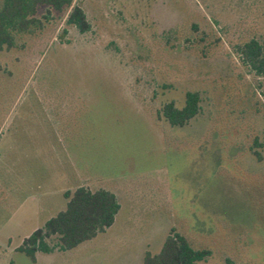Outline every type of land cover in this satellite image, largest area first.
Segmentation results:
<instances>
[{"label": "rangeland", "instance_id": "rangeland-1", "mask_svg": "<svg viewBox=\"0 0 264 264\" xmlns=\"http://www.w3.org/2000/svg\"><path fill=\"white\" fill-rule=\"evenodd\" d=\"M72 4L88 31L40 5L0 49V264H140L171 229L210 250L197 264H264V76L238 52L264 39V0ZM186 91L200 112L171 126L159 110ZM78 185L116 195L112 225L16 250Z\"/></svg>", "mask_w": 264, "mask_h": 264}, {"label": "trees", "instance_id": "trees-1", "mask_svg": "<svg viewBox=\"0 0 264 264\" xmlns=\"http://www.w3.org/2000/svg\"><path fill=\"white\" fill-rule=\"evenodd\" d=\"M73 0H2L0 5V49L14 45L15 35L31 30L38 22L35 17L38 6L45 5L56 11L70 9L66 23L75 26L79 32H86L90 23L83 9L73 5ZM240 59L255 75L264 76V39L251 38L238 49ZM198 91H186L183 105L177 107L173 101L165 102L159 115L171 126H183L200 112ZM254 155L261 159L258 151ZM66 199L63 210L49 218L43 227L36 228L16 250L24 253L32 261L37 252L69 250L84 241L104 232L114 222L119 210L116 195L103 187L94 190L78 185L74 190L63 192ZM56 237V246L49 239ZM210 255L206 248H194L187 238L171 229L161 248L155 254L146 252L140 264H197Z\"/></svg>", "mask_w": 264, "mask_h": 264}]
</instances>
